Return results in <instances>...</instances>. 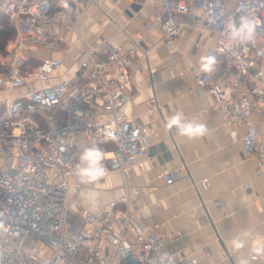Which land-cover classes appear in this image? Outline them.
Returning <instances> with one entry per match:
<instances>
[{"label": "built area", "instance_id": "obj_1", "mask_svg": "<svg viewBox=\"0 0 264 264\" xmlns=\"http://www.w3.org/2000/svg\"><path fill=\"white\" fill-rule=\"evenodd\" d=\"M56 1L0 0V14L15 29L0 55V264H161L163 254L173 264H195L192 254L171 250L166 226L140 217L147 206L131 175L149 160L155 132L122 110L132 97L135 64L147 56L148 36L159 33L173 46L183 32V18L196 12V21L215 35L205 55L220 56L222 64L211 72L192 68L195 92L214 100L217 114L232 128L231 139L243 144L263 178L264 143L254 117L264 115V0H162L130 48L108 43L100 55L84 48L79 81L38 88L63 63L46 58L31 68L25 52L60 51L64 42L52 30L77 33L81 21L79 5L60 0L56 9ZM236 17L256 23L254 39L234 43L228 38L227 24ZM97 98L102 99L98 106L92 102ZM78 137L108 149L105 167L124 177L118 201L95 210L78 204L73 192L80 187ZM183 167L179 163L160 177L174 186ZM201 185L210 188L208 180ZM181 237L176 233L175 241Z\"/></svg>", "mask_w": 264, "mask_h": 264}, {"label": "crops", "instance_id": "obj_2", "mask_svg": "<svg viewBox=\"0 0 264 264\" xmlns=\"http://www.w3.org/2000/svg\"><path fill=\"white\" fill-rule=\"evenodd\" d=\"M161 3L162 0H69L70 5L81 8L77 33L56 28L51 34L63 40V49L25 52L31 68L46 58L63 63L47 84L38 83L36 87L79 81L84 48L95 49L98 55L108 43L130 48ZM60 5L57 0L55 8ZM127 10L133 11V17L125 13ZM196 15L192 12L183 18V32L173 46L166 45L159 33L148 36L147 56L135 64L132 97L122 111L129 120L142 122L155 133L149 160L132 171L130 183L139 189L147 206L141 219L166 226L173 252L192 254L195 264H264V177H258L256 162L243 144L231 139L232 128L217 114L214 100L200 99L195 92L192 68L201 66V58L215 41V35L196 21ZM212 56L216 60L214 67L220 66L222 58ZM101 100L92 102L98 106ZM178 113L185 121L203 124L205 134L188 138L178 135L175 128L169 130L167 121ZM254 122L264 143V115H255ZM75 143L80 155L91 147L81 137ZM179 163L184 165L181 179L174 186L166 185L161 174L176 171ZM203 180L209 181L207 191L202 188ZM79 184L73 190L78 204L95 210L120 199L124 177L120 171L107 168L99 181ZM178 232L182 237L175 241ZM234 240L242 242V246L236 248Z\"/></svg>", "mask_w": 264, "mask_h": 264}, {"label": "clouds", "instance_id": "obj_3", "mask_svg": "<svg viewBox=\"0 0 264 264\" xmlns=\"http://www.w3.org/2000/svg\"><path fill=\"white\" fill-rule=\"evenodd\" d=\"M228 38L234 43H245L254 39L256 31V23L242 17L238 24L235 22H229L227 24ZM216 63L215 57L212 55H206L201 58V71L211 72ZM166 127L171 130L175 128L178 135L186 136L188 138H194L202 136L206 132V128L203 124L185 121L181 114L173 115L167 121ZM108 158V155L99 147L92 146L86 148L80 155V164L75 169V175L79 178L83 184H91L99 181L107 174V168L104 161ZM233 244L236 248L242 246V242L234 240ZM260 251L259 248L256 249ZM173 264L171 257L167 254H163L161 257V264Z\"/></svg>", "mask_w": 264, "mask_h": 264}, {"label": "trees", "instance_id": "obj_4", "mask_svg": "<svg viewBox=\"0 0 264 264\" xmlns=\"http://www.w3.org/2000/svg\"><path fill=\"white\" fill-rule=\"evenodd\" d=\"M239 18H235L233 22L238 24ZM15 29L13 23L3 14H0V52L5 53V48L9 41L14 38ZM108 150L104 148L103 151Z\"/></svg>", "mask_w": 264, "mask_h": 264}, {"label": "rangeland", "instance_id": "obj_5", "mask_svg": "<svg viewBox=\"0 0 264 264\" xmlns=\"http://www.w3.org/2000/svg\"><path fill=\"white\" fill-rule=\"evenodd\" d=\"M125 13L129 14L130 16L133 17L134 13L132 10H127ZM233 15V8H231L230 12H229V17H232ZM106 47V45L104 46V48ZM0 55H3L1 52H0ZM0 67H1V62H0Z\"/></svg>", "mask_w": 264, "mask_h": 264}]
</instances>
